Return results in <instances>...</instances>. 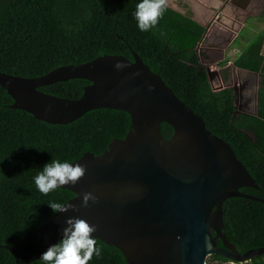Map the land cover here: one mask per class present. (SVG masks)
I'll return each mask as SVG.
<instances>
[{
  "label": "trees",
  "instance_id": "1",
  "mask_svg": "<svg viewBox=\"0 0 264 264\" xmlns=\"http://www.w3.org/2000/svg\"><path fill=\"white\" fill-rule=\"evenodd\" d=\"M141 0H0V72L23 78L39 77L62 66L84 64L104 55L131 60L129 48L157 74L173 94L205 122L212 135L228 143L258 186L241 189L264 201V57L261 38L239 53L233 66L259 73L256 116L239 114L230 88L214 91L196 45L205 29L169 8L159 23L141 32L135 18ZM226 60L217 63L228 83ZM226 69V70H224ZM84 80H69L39 88L45 94L78 99ZM13 101L0 87V264H18L4 246L36 255L38 229L55 212L51 203L65 204L74 194L56 189L41 193L35 177L52 160L73 163L85 153L100 155L111 140L123 139L130 126L121 111L87 112L66 125H50L12 109ZM169 139L172 129L160 126ZM243 198L221 204L223 233L237 251L264 248V203ZM101 255L88 264H126L121 253L97 240ZM35 260L26 264H36ZM229 262L211 256L206 264ZM44 264V262H40ZM247 264H264V255Z\"/></svg>",
  "mask_w": 264,
  "mask_h": 264
},
{
  "label": "water",
  "instance_id": "2",
  "mask_svg": "<svg viewBox=\"0 0 264 264\" xmlns=\"http://www.w3.org/2000/svg\"><path fill=\"white\" fill-rule=\"evenodd\" d=\"M208 32L206 29L197 43L196 52L203 48ZM230 42L206 48L222 54ZM129 50L131 60L104 55L34 78L0 72V87L13 101L10 107L38 121L66 125L99 109L121 111L130 119L123 139L111 140L100 155L85 153L73 162V166L85 165L86 174L76 185L60 189L74 194L65 204L78 210L55 212L38 229L43 248L36 255L4 248L18 264L33 262L62 240L67 219L81 218L97 226L93 237L117 249L126 264H205L214 255L245 263L264 255V248L240 253L223 233L224 201H261L240 191L257 190L254 179L230 145L206 130L202 118ZM217 60L201 57L198 68L205 70L214 91L231 88L236 95L235 86L224 84L218 71L209 66ZM117 63L128 66L117 70ZM69 80L88 82L78 99L59 98L39 90ZM236 102L235 96L234 116L241 113ZM161 124L172 129L169 139L161 135ZM84 192L93 193L98 202L80 207V194Z\"/></svg>",
  "mask_w": 264,
  "mask_h": 264
},
{
  "label": "clouds",
  "instance_id": "3",
  "mask_svg": "<svg viewBox=\"0 0 264 264\" xmlns=\"http://www.w3.org/2000/svg\"><path fill=\"white\" fill-rule=\"evenodd\" d=\"M168 7L169 0H141L136 5L135 12L138 29L146 32L154 28ZM223 60L227 61L226 64L230 63L231 60L234 61V55L232 58L226 55ZM127 66L117 63L115 68L120 70ZM86 171L85 165L77 163L73 166V163L68 161L52 160L45 164L42 171L35 177V185L41 193L48 194L61 186L76 185L85 176ZM80 195V207L86 208L90 202L91 204L98 202V198L91 192H84ZM48 206L53 212L59 213L78 210L71 204L51 203ZM65 224L62 240L48 247L36 264L40 262L44 264H88L93 255L96 257L101 255V249L96 246L98 241L93 237V233L97 231L96 225L81 218H69Z\"/></svg>",
  "mask_w": 264,
  "mask_h": 264
},
{
  "label": "crops",
  "instance_id": "4",
  "mask_svg": "<svg viewBox=\"0 0 264 264\" xmlns=\"http://www.w3.org/2000/svg\"><path fill=\"white\" fill-rule=\"evenodd\" d=\"M231 1L234 3L232 2L231 4L230 1L227 3V0H184L182 7H180V1L178 0L175 2L176 5L174 4L169 6V8L173 9L174 11L188 16L190 19L202 26L205 30L207 29V25L210 22L211 26H215V28L218 30L217 35L219 36L214 35L210 43H207L203 48L212 52V55L217 54L213 61L221 58L217 60V62H214L216 66L217 63L222 61L226 55H234L235 59L246 47V45L253 41V38H251V40L246 42L244 46L239 47L235 45L242 37L241 34L245 29H250L254 34V38L263 37L261 40L262 47L260 54L264 57V9H261L259 6H257V2L263 0ZM213 19H216V21L212 22ZM249 23L251 24L250 27H248ZM259 25L261 26L260 29L257 27ZM209 33L206 35V38H208L210 35ZM228 40H231V44L222 54L206 48L216 46V43L225 44ZM231 51H233L234 54H232ZM232 62L233 60H231L230 63H227L224 68L228 70L229 80L227 84H231L236 88L234 101L236 96V104L241 110L240 114L256 116L258 105V89L261 83V76L259 73L236 68L233 66ZM219 76L221 79V69L219 71Z\"/></svg>",
  "mask_w": 264,
  "mask_h": 264
},
{
  "label": "rangeland",
  "instance_id": "5",
  "mask_svg": "<svg viewBox=\"0 0 264 264\" xmlns=\"http://www.w3.org/2000/svg\"><path fill=\"white\" fill-rule=\"evenodd\" d=\"M176 1H178V0H169V6H172V5H174L175 4V2ZM180 1V3H179V6L180 7H182V5H183V3H184V0H179ZM229 2V0H227V3ZM176 5V4H175ZM250 23L248 24V27H250ZM258 27V29H260V25L259 26H257ZM207 29H209V36H208V38H206V36H205V38L207 39H205L203 42H202V45H201V47H205V45L207 44V43H210V41L213 39V37H214V35H217V33H218V30L215 28V26L213 27V26H211V22L210 23H208V25H207ZM207 33V34H208ZM242 37L240 38V40L239 41H237V43L235 44L236 46H244L245 44H246V42H248L249 40H251V38H254V34L252 33V31L250 30V29H245L243 32H242ZM217 36H219V35H217ZM205 51V52H204ZM197 52L198 53H200L201 54V56H200V62H201V57L205 60H214L215 58H216V56H217V54H213L212 55V52H210L208 49H206V50H204L203 48L202 49H198L197 50ZM209 66H211L212 68H215L217 71H218V73H219V71H220V69L214 64V63H211V64H209ZM214 88H215V85H214ZM214 88H213V90H214ZM207 261H209V258L207 259ZM212 264H214V263H212ZM224 264H236V263H232V262H226V263H224ZM238 264H247V262H245V263H238Z\"/></svg>",
  "mask_w": 264,
  "mask_h": 264
},
{
  "label": "flooded vegetation",
  "instance_id": "6",
  "mask_svg": "<svg viewBox=\"0 0 264 264\" xmlns=\"http://www.w3.org/2000/svg\"><path fill=\"white\" fill-rule=\"evenodd\" d=\"M257 6H259V8H261V9H264V0L257 2ZM223 44L224 43H216V45H223ZM236 264H238V263H236Z\"/></svg>",
  "mask_w": 264,
  "mask_h": 264
},
{
  "label": "built area",
  "instance_id": "7",
  "mask_svg": "<svg viewBox=\"0 0 264 264\" xmlns=\"http://www.w3.org/2000/svg\"><path fill=\"white\" fill-rule=\"evenodd\" d=\"M231 53H232V54H234V52H233V51H231ZM227 57H228V58H232V57H233V55H227ZM205 264H206V263H205Z\"/></svg>",
  "mask_w": 264,
  "mask_h": 264
}]
</instances>
